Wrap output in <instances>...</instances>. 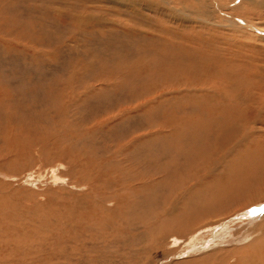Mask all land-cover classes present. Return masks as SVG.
<instances>
[{
  "label": "rangeland",
  "instance_id": "obj_1",
  "mask_svg": "<svg viewBox=\"0 0 264 264\" xmlns=\"http://www.w3.org/2000/svg\"><path fill=\"white\" fill-rule=\"evenodd\" d=\"M263 151L264 0H0V264H264Z\"/></svg>",
  "mask_w": 264,
  "mask_h": 264
},
{
  "label": "bare ground",
  "instance_id": "obj_2",
  "mask_svg": "<svg viewBox=\"0 0 264 264\" xmlns=\"http://www.w3.org/2000/svg\"><path fill=\"white\" fill-rule=\"evenodd\" d=\"M201 12H204V11L202 10ZM164 43H165V42H164ZM167 44L169 45V43H167ZM134 45H135V44H134ZM155 45H156V44H155ZM169 46H170V45H169ZM179 46H181V45H179ZM130 47H131V46H130ZM160 47H161V46H160ZM164 47H165V46H164ZM166 47H167V46H166ZM166 47H165V48H166ZM173 47L175 48V46H173ZM131 49H132V48H131ZM153 49H154V48H153ZM156 49H158V48H156ZM160 49H161V48H160ZM160 49H159V50H160ZM163 49H164V48H163ZM163 49H162V50H163ZM170 49H171V48H170ZM132 50H133V49H132ZM162 50H161V51H162ZM167 50H168V49H167ZM174 50H175V49H174ZM175 51H176V50H175ZM175 51H174V52H175ZM150 52H152V51H150ZM174 52L169 51L168 54H165V56H166L165 58H172V57H175V56L173 55ZM134 53H135V52H133V54H134ZM156 53H157V52H156ZM158 53H159V51H158ZM158 53H157V54H158ZM163 53H164V52H163ZM163 53H162V55H164ZM165 53H166V52H165ZM180 53H181V52H180ZM159 55H160V53H159ZM118 56H119V55H118ZM129 56H130V55H129ZM160 56H161V55H160ZM176 56H178V54H177ZM150 57H152V56H150ZM158 57H159V56H158ZM178 57H180V56H178ZM120 58H121V57H120ZM128 58H129V57H128ZM131 58H132V57H131ZM160 58H161V57H160ZM145 60H146V59H145ZM165 60H166V59H165ZM168 60H170V59H168ZM174 61H175V60H174ZM164 62H165V61H164ZM168 63H169V64H168V66H169V65H170V62H168ZM174 63H176V62H174ZM158 64H159V63H158ZM132 65H133V64H132ZM180 65H181V64H180ZM130 67H131V66H130ZM134 68H135V67H134ZM178 68H179V67H178ZM132 70H133V69H132V67H131V69H129V71L126 70L124 73H130ZM136 70H138V69H136ZM136 70H135V71H136ZM188 71H189V70H188ZM138 72H140V70H138ZM189 75H190V74H189ZM193 77H194V76H193ZM160 80H161V79H160ZM223 122H224V121H223ZM222 129H223V128H222ZM226 129H227V128H226ZM228 130H231V129H228ZM222 132L224 133V131H222ZM225 132H226V131H225ZM233 132H234V130H233ZM225 134H226V133H225ZM230 134H231V133H230ZM232 135H233V134H232ZM227 136H228V135H227ZM220 140H221V139H220ZM244 142H245V141H244ZM225 143H226V142H225ZM239 146H240V145H239ZM194 151H195V150H194ZM205 151H206V150H205ZM263 152H264V151H263ZM223 155H224V154H223Z\"/></svg>",
  "mask_w": 264,
  "mask_h": 264
}]
</instances>
